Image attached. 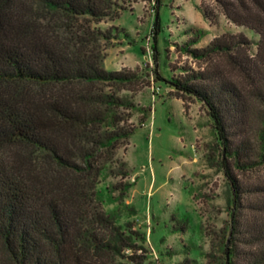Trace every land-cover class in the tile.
Returning <instances> with one entry per match:
<instances>
[{
  "label": "trees",
  "instance_id": "obj_1",
  "mask_svg": "<svg viewBox=\"0 0 264 264\" xmlns=\"http://www.w3.org/2000/svg\"><path fill=\"white\" fill-rule=\"evenodd\" d=\"M124 1L0 0V264H149L145 235L131 219L137 209L126 201L130 172L115 157L140 109L118 92L137 74L104 66L109 34L95 26L116 18ZM215 1L232 22L259 34L256 52L248 53L242 33H222L200 47H191L192 39L182 49L205 65L169 83L182 99L193 95L207 106L223 154L246 168L251 98L262 107L264 163V0ZM200 9L216 23L209 8ZM140 110L142 124L149 107ZM224 167L232 189L226 264H264V184H241ZM110 176L119 179L99 186ZM178 264L197 263L185 257Z\"/></svg>",
  "mask_w": 264,
  "mask_h": 264
},
{
  "label": "rangeland",
  "instance_id": "obj_2",
  "mask_svg": "<svg viewBox=\"0 0 264 264\" xmlns=\"http://www.w3.org/2000/svg\"><path fill=\"white\" fill-rule=\"evenodd\" d=\"M120 3L123 8L116 18L95 26L109 34L102 40L104 66L129 68L137 74L118 93L129 96L140 109L149 107L142 124L140 109L130 116L128 122L135 130L115 153L130 172L125 180L133 182L126 201L137 209L131 219L145 235L142 244L147 260L149 264H178L187 257L197 264H226L222 244L231 219L232 189L224 166L230 167L241 184H264L257 138L262 107L249 98L243 139L245 157L252 165L240 168L223 154L207 106L193 95L179 97L169 80L205 65L183 51L186 42L196 38L191 47H200L222 33H242L250 43L248 53L253 55L259 34L232 22L215 0ZM201 6L212 11L215 24L203 16ZM214 61L238 87H247L225 58ZM118 179L110 176L99 186Z\"/></svg>",
  "mask_w": 264,
  "mask_h": 264
}]
</instances>
